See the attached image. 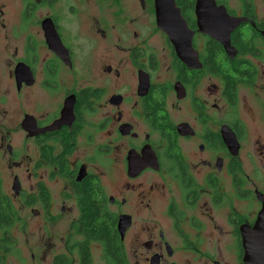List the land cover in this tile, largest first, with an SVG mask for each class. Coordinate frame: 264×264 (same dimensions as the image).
<instances>
[{
    "label": "flooded vegetation",
    "instance_id": "1",
    "mask_svg": "<svg viewBox=\"0 0 264 264\" xmlns=\"http://www.w3.org/2000/svg\"><path fill=\"white\" fill-rule=\"evenodd\" d=\"M0 264H264V0H0Z\"/></svg>",
    "mask_w": 264,
    "mask_h": 264
}]
</instances>
